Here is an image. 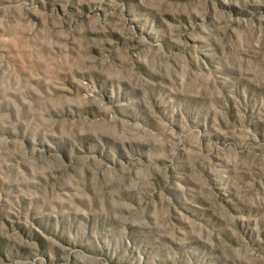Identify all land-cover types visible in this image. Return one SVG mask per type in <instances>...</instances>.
Masks as SVG:
<instances>
[{
  "label": "rangeland",
  "instance_id": "obj_1",
  "mask_svg": "<svg viewBox=\"0 0 264 264\" xmlns=\"http://www.w3.org/2000/svg\"><path fill=\"white\" fill-rule=\"evenodd\" d=\"M0 264H264V0H0Z\"/></svg>",
  "mask_w": 264,
  "mask_h": 264
}]
</instances>
